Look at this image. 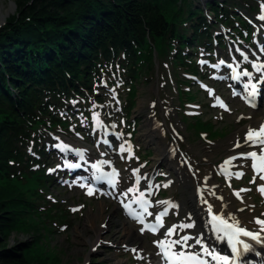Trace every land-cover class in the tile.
Returning <instances> with one entry per match:
<instances>
[{
	"label": "rangeland",
	"instance_id": "374dc122",
	"mask_svg": "<svg viewBox=\"0 0 264 264\" xmlns=\"http://www.w3.org/2000/svg\"><path fill=\"white\" fill-rule=\"evenodd\" d=\"M206 1L197 0L196 4L203 6ZM240 2L236 6L237 14L253 21L257 20L259 5L264 3V0ZM205 11L208 12V9L205 8ZM14 12L15 6L11 0H0V14L5 15L0 26ZM205 15L209 18L214 33L226 39L222 42V49L212 43L214 49L211 53L200 48L195 55H190L195 58L194 64L191 65L197 69V76L190 75V70L174 67L168 59H160L159 64L156 60L152 73L142 75L140 83H135L136 91L128 114V123H124L123 113L119 111L120 103L127 94L126 89L121 86L119 78L109 79L105 76L97 88L101 100L99 104L92 101V105L86 106L84 100L74 98L70 103L72 109L68 116V129H41L36 142L30 145L28 151L31 154L35 151L46 153L42 166L34 167V170L42 169V181L47 178L52 182H46L45 188V184L41 182L40 188L44 189L46 196L39 195L41 199L35 203L42 205L38 212L42 221L47 222L45 231L48 233L41 231L45 236L42 245L50 254L58 255L59 264H158L156 260L146 256L151 252L158 253L155 242L162 238V231L177 222L186 225L191 222L189 210L182 203L193 191L194 172L203 177L207 170L213 169L215 180L229 197L234 196L236 192L243 195L244 201L248 203L247 207L240 206L241 199L234 198L232 205L240 215L251 213L256 218L263 217L256 207H263L264 195L257 190V183H250L253 179L250 171H243L244 175L236 179L234 174L240 170L239 162L233 164L235 172L231 175L223 173L220 168L224 167L230 139L239 130L244 133L252 119L264 117V106L256 110L248 109L240 101L231 99L223 87L224 82L215 80L213 67L221 58L245 63L247 68L253 62L259 64L255 56L264 58V45H256L260 41L257 38L255 42V27H252L250 33L243 30L244 38L249 40H242L232 34L236 26L227 29L215 27L211 24L213 16L209 13ZM256 27L260 29L257 24ZM231 35H234V38H231L234 41L228 38ZM223 92L229 100L226 110L218 109L214 105V98ZM57 112L62 115L64 109ZM94 115L98 116V120L93 118ZM199 121H210V124L203 126ZM149 122H152L155 128L147 126ZM100 127H109L115 134L116 137L111 141L113 150L97 146L101 136ZM151 129L160 133V138L171 149H180L182 155L177 159L182 171H177L161 158H156L155 141H149L148 136L158 134ZM54 143L78 151L85 150V158L89 161L103 162L107 168L117 167L121 171L119 195L127 191L133 182L135 168L139 169V173L144 171L146 174H152L153 182L159 188L155 192L157 203L170 201L177 206L170 211V219L165 228L156 237L141 235L140 227L127 222L119 210V204L111 201L115 199L91 197L70 185L62 186L59 175L61 156L57 155V160H51L55 157L54 153L57 154L50 150ZM121 146L125 151H120ZM172 156L171 154V158ZM35 157L42 159L39 154ZM183 158L186 163L182 162ZM142 187L145 188V185ZM242 189L249 191H241ZM45 204L47 205L43 206ZM47 215L51 220H47ZM41 224L43 225L42 222ZM127 230L133 233L132 240H129L131 235L126 234ZM187 232L194 235L195 227L187 229ZM27 241H30L29 234L12 233L8 244L11 246ZM140 243L142 247L139 246ZM132 249H137L142 258L137 259Z\"/></svg>",
	"mask_w": 264,
	"mask_h": 264
},
{
	"label": "trees",
	"instance_id": "16d2710c",
	"mask_svg": "<svg viewBox=\"0 0 264 264\" xmlns=\"http://www.w3.org/2000/svg\"><path fill=\"white\" fill-rule=\"evenodd\" d=\"M11 1L15 12L0 26V264H59L42 245L47 222L35 203L48 180L34 167L46 154L28 151L41 129H68L72 108L66 115L57 110L74 98L86 106L101 102L96 90L105 76L126 89L120 110L127 121L135 83L152 73L154 53L158 63L168 59L196 75L186 49L211 52L212 41L221 40L195 0ZM240 1L204 6L212 25L236 26L232 34L243 38L249 26L235 10ZM12 233L29 234L30 241L9 246Z\"/></svg>",
	"mask_w": 264,
	"mask_h": 264
},
{
	"label": "bare ground",
	"instance_id": "6f19581e",
	"mask_svg": "<svg viewBox=\"0 0 264 264\" xmlns=\"http://www.w3.org/2000/svg\"><path fill=\"white\" fill-rule=\"evenodd\" d=\"M4 16L5 15L3 13L0 14V24L2 23ZM262 29L264 30V25H263V27H260V31H259V35H261V43L264 44V36L262 35V31H261ZM256 58H257V56H256ZM260 65L262 66V64H260ZM219 68H220V66H219ZM258 68H260V67H258ZM263 71H264V69H263ZM219 75H222V76L224 75L222 68L219 69ZM254 80H255V77L251 76L250 81L253 82ZM262 125H264V117H262L260 119L254 118V119H252V121L250 123L247 124L248 129H246V131L244 133L242 130L237 131L229 141V145L227 147L228 155L226 156V158H227L226 160H229L231 157L235 156L236 154H241V153H245V152L256 151L259 155V149L257 147H250L248 144H245L244 139H245L246 133L248 132V130L250 128L251 129H259ZM147 126H149L151 128L152 127L155 128V126L152 122H149V124ZM152 131L158 134V135L148 136L149 141H155L154 146L156 147V149L155 148L154 149L156 151V158H161L162 161L171 165L172 168L176 169L177 171H178V169L180 171H182L180 163L178 162V159H177L179 156L182 155L180 149H176V148L171 149V147L169 145L165 144L163 142V139L160 138V136H159L160 133L156 132L154 129ZM254 139H255V137H254ZM238 140L243 145L240 148L235 147L236 142ZM58 146L61 147L62 145L59 143ZM75 150H68V148H67L66 150H61V152H58V153H59V155H63V156L75 153L77 156H79V158H81L80 153L83 154L82 158L86 156L85 150H82V149L79 151L78 150L75 151ZM167 150H169V152ZM171 154L173 155L172 158H171ZM54 155H55V157L52 158L51 160H57L58 154L54 153ZM48 157H47V161L49 160ZM182 162L185 163L184 159ZM238 162L240 164L239 165L240 170L239 171L237 170L236 173L237 172H243L246 170L248 171V169H250V171H251V163H252L251 158H249L248 160L236 159V160H233L230 165H225V163H224V167L220 168V170L224 173H229V175H231L232 173L235 172V171H233V168H232L233 164L238 163ZM48 163H50V162H48ZM241 165L243 167H241ZM225 169H226V171H225ZM59 171L65 172L63 167H60ZM213 172H214L213 169H211V171L207 170V173L203 177L198 176L197 173L194 172V188H193V191L187 195V198L185 199L184 203H182V205H186L187 209L189 210L188 212L190 215L189 217L191 219V222H189L188 225L194 226L195 230H196L195 234L191 237L193 239H190L188 243L192 246H199V248L203 247L204 249H207V252L209 253L210 256L216 255V253L214 251L217 248H220L221 242L223 239L221 233H218L217 231H215L213 226H212V216L213 215H219L223 218L231 217L232 219H231L230 223L236 225L237 227L250 230L254 233L259 232V230L261 228V225H258L257 223H255L256 216L254 214L247 213L244 215H242V214L240 215L237 212L236 207L234 205H232V201L234 200V198L236 200L241 199V205L240 206L244 205L247 207L248 205H246V204H248V203H246L244 201L243 195L239 194L237 196L236 192H235L234 196L231 195L229 197V195L224 192V189L221 187V185H219L218 182L215 180ZM251 174H252V171H251ZM261 174H264V172H262ZM148 176H150V174L149 173L146 174V172L143 171L142 173L135 174L134 179L135 180L139 179L140 181H142V180L144 181L146 178H148ZM182 176H183V174H182ZM256 181L259 185H263L262 182L259 181L258 178ZM48 182H49V180H48ZM131 187L138 188L139 191L143 192L144 196H146L145 192H147L148 189L146 191H144V188L140 184L137 185V183L131 182L128 189ZM157 187L158 186L155 185L154 183L152 184V188L157 189ZM262 195H264V194H262ZM137 196H139V192L129 193L127 198L125 196L122 197L123 200L121 202H124L127 199L135 198ZM205 201H207V203H205ZM170 205H174V204L170 201L160 203L157 205V209L161 210V209L166 208V207H168L169 209L170 208L173 209V207H171ZM210 205H211V214L209 213V210H208ZM256 210L262 212L263 217H260V219L264 220V205H263V207H260V208L256 207ZM184 224L185 223H182V224H180V226L184 225ZM174 226H177V225H174ZM170 228H172V227H170ZM190 228H186V229H190ZM181 232H182V230L180 231V229H178V227H177L176 232L170 237V239H172V240L178 239L180 237L178 235ZM126 234L131 235V237H129V240H132V238H134L133 233L132 232L130 233L129 230H127ZM260 236L264 240V232H261ZM197 238L201 240L200 245H197L194 242L195 239H197ZM138 240H136V241H138ZM95 242L93 243V245L95 244ZM135 242H133V243H135ZM139 246L142 247L141 243L139 244ZM188 250H190V249H188ZM258 252H259V255L262 258H264V246L262 249H258ZM144 254H147V253H144ZM146 257H148L149 259L160 260L159 255L157 256V254H155L154 252H151Z\"/></svg>",
	"mask_w": 264,
	"mask_h": 264
},
{
	"label": "snow or ice",
	"instance_id": "6c2138e0",
	"mask_svg": "<svg viewBox=\"0 0 264 264\" xmlns=\"http://www.w3.org/2000/svg\"><path fill=\"white\" fill-rule=\"evenodd\" d=\"M264 8V6H262ZM264 19V17H262ZM221 64L225 63L224 61H220ZM215 67H218L215 66ZM258 72H261V75H264V71H262L260 68H257ZM242 75L244 76H249L250 74L248 72H243ZM247 87V86H246ZM255 85H251V88L253 89V92L255 91ZM217 102L219 103V98L217 97ZM223 106V105H221ZM94 119L98 120V116L94 115ZM255 137V139H254ZM251 142V143H250ZM244 143L248 144L250 147H257L259 149V155L256 151L252 152H245L241 153L239 157L233 156L229 160H226L224 163L225 165H230L233 160L236 159H245L248 160L249 158L252 159L251 163V168L254 170L255 174L253 175L252 181L250 183H256L257 176H259L260 180H264V175H261L260 173L264 172V125H262L259 129H249L248 132L246 133ZM243 145L240 143L238 140L236 142L235 147L240 148ZM120 151L123 152L125 151L124 147H120ZM81 158H82V153H80ZM258 161V162H257ZM70 168H79V164H69L67 165ZM93 168H96V165H92ZM241 167H243L241 165ZM226 171V169H225ZM134 175L136 174L135 171L133 173ZM118 176V174H116ZM236 179H240L244 173L243 172H237L234 174ZM118 182V181H117ZM137 185L139 184V179L136 181ZM83 187L84 185L81 184ZM109 186L115 189V182H113L111 179H109ZM258 191H260L262 194H264V185H258L257 188ZM241 191H249V189H242ZM93 192V189L91 187L88 188L87 194L91 195ZM134 192H139V196L143 197L144 193L140 192L138 188L136 187H131L127 189L126 192L121 193V195L125 196L127 198L129 193H134ZM239 194L237 193V196ZM133 202H139L136 198H134ZM207 203V201H205ZM145 208L144 211L147 212V208L150 207V205H147V201H144ZM171 207H177L176 205H170ZM126 210L129 208V205H125ZM209 213L211 214V205L209 206ZM75 211V209H74ZM167 209L165 211L157 213L155 216L156 221L158 222L157 225L149 228L148 225H144V227L141 228V234L144 233V231L147 229L149 231H152L153 234H156L158 229L160 227H163L162 224V218L163 216L167 215ZM148 215H152V213L148 212ZM231 217L223 218L219 215H213L212 216V226L215 231L218 233H226L228 234V239L229 242L232 243L235 241L236 236H244V237H249L252 240H255L257 242H261V236L260 233L264 232V220H261L260 218H256L255 223L258 225H261V228L259 232H252L250 230H247L245 228H240L237 227L236 225L230 223ZM137 221L141 224H144V221L142 219L137 218ZM180 227L185 228V227H192V225H181V226H173L172 228L167 229L164 233L163 236L165 237L164 239H161L156 243V247L159 249L158 255L162 256L164 260V264H197V257L195 255H192L189 253L188 249L191 248V245L188 243L190 239H193L189 236H183L180 237L179 239L172 240L170 237L176 232V228ZM195 244L200 245L201 240L200 239H195ZM236 243H240V241H235ZM243 248L247 250L249 248L248 244H243ZM134 253H136V258L140 259L142 258L138 252L137 249H132ZM205 252H207V249H205ZM232 253L234 255H239L238 249L233 245L232 247ZM213 259L215 260H220L223 262V264H229V257H222V256H212Z\"/></svg>",
	"mask_w": 264,
	"mask_h": 264
}]
</instances>
